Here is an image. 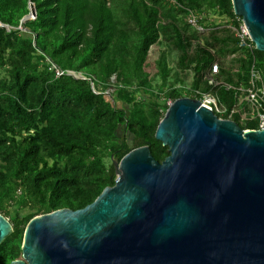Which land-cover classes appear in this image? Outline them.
<instances>
[{
    "label": "trees",
    "instance_id": "1",
    "mask_svg": "<svg viewBox=\"0 0 264 264\" xmlns=\"http://www.w3.org/2000/svg\"><path fill=\"white\" fill-rule=\"evenodd\" d=\"M30 3L37 17L21 23ZM237 18L232 0H0V214L13 226L1 264L23 259L35 217L84 209L113 187L115 161L145 146L169 157L155 137L169 102L202 91L233 108V90L203 79L214 61L231 86L252 67L264 77V52L239 47ZM241 116L231 120L243 131L259 129Z\"/></svg>",
    "mask_w": 264,
    "mask_h": 264
},
{
    "label": "water",
    "instance_id": "2",
    "mask_svg": "<svg viewBox=\"0 0 264 264\" xmlns=\"http://www.w3.org/2000/svg\"><path fill=\"white\" fill-rule=\"evenodd\" d=\"M232 2L264 52V0ZM29 9L21 23L36 19ZM155 137L169 157L145 146L115 161V185L92 204L31 220L11 264H264V130L184 97ZM12 232L0 214V246Z\"/></svg>",
    "mask_w": 264,
    "mask_h": 264
},
{
    "label": "built area",
    "instance_id": "3",
    "mask_svg": "<svg viewBox=\"0 0 264 264\" xmlns=\"http://www.w3.org/2000/svg\"><path fill=\"white\" fill-rule=\"evenodd\" d=\"M200 19L194 13H190L187 17L189 25L195 28L197 31L204 33L207 29L200 25ZM240 25L238 29L233 28L235 37L238 40V45L243 50L254 49V42H252L250 34L244 24L242 17L237 18ZM55 71L56 77H62L65 73L59 70L57 67H51ZM220 65L218 61H214L209 69L204 73L203 79L211 89L224 86L227 90H233L235 95V105L231 109H227L219 105L217 99L211 92L196 91V96H199L198 100L201 101L202 105L212 110L216 114L226 115L228 119L237 113H242L241 120H251L258 123L259 129L264 130V77H262L254 67H252L247 85L231 86L225 84L220 79ZM68 74L73 75L71 72ZM75 76V75H74ZM171 102H169V105ZM221 118V117H220ZM224 119V118H222Z\"/></svg>",
    "mask_w": 264,
    "mask_h": 264
},
{
    "label": "rangeland",
    "instance_id": "4",
    "mask_svg": "<svg viewBox=\"0 0 264 264\" xmlns=\"http://www.w3.org/2000/svg\"><path fill=\"white\" fill-rule=\"evenodd\" d=\"M157 58V55H155V56H153L152 57V59L150 60L152 63H153V60L154 59H156ZM151 65H153V66H150L149 68H148V72L149 73H155L156 72V70H155V68H154V64H151ZM73 75H75V76H77V77H80V78H82V74H76V73H74V72H71Z\"/></svg>",
    "mask_w": 264,
    "mask_h": 264
}]
</instances>
